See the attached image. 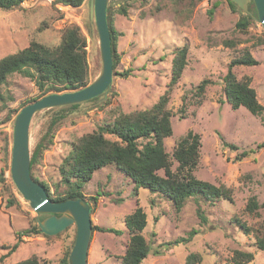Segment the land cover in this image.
Returning <instances> with one entry per match:
<instances>
[{"label": "rangeland", "instance_id": "1", "mask_svg": "<svg viewBox=\"0 0 264 264\" xmlns=\"http://www.w3.org/2000/svg\"><path fill=\"white\" fill-rule=\"evenodd\" d=\"M214 1H218V5L209 17L206 9ZM117 2L108 0V5L115 9ZM90 3L91 0H84L80 6L72 7L52 5L48 0H25L16 8L0 9V58L26 47L32 40L57 46L66 28L78 26L85 39L87 81L90 83L101 68L99 39L90 18ZM251 15L253 21L241 31L235 28L239 14L231 11L227 0H133L127 6V15L112 12L113 26L120 32L116 43L120 59L113 69L112 84L106 96L101 94L80 105L43 109L33 115L29 129L31 153L46 133L51 119L59 121L52 142L42 150L32 174L46 184L51 193L55 187L58 192H64L69 185L60 181L58 168L72 142L94 131L98 125L111 122L120 112L151 107L166 88L174 50L184 44L189 47L187 65L167 103L172 112V134L164 139L165 149L171 153L177 140L188 130L199 133L202 144L194 174L231 188L233 201L208 202L189 197L177 212L166 197L137 186L114 164L103 166L94 171L89 180L74 179L71 183L81 186L83 198L90 203L92 225L119 231L115 234L92 229L88 264H121L129 236L124 219L137 204L147 216L143 235L152 250L140 264H187L186 256L193 252L202 256L195 264H228L237 248L251 251L254 264H264V252L257 248L254 234L243 233L233 220L238 216L255 228L263 224L264 206L255 215L244 212V207L252 195L259 203L264 202V145L261 146L264 122L243 106L233 109L222 90L227 64L247 48L258 64L235 66L234 72L238 78L250 76V85L264 105V43L258 41L264 39V28L256 14L251 12ZM224 40H231L233 46L226 45ZM98 62L99 69L95 67ZM126 69L130 70L127 77L119 74ZM204 78L214 82L206 87L203 102L195 105L191 87ZM186 90L188 102L185 116L181 117L178 109ZM0 94L3 95L0 99L1 259L8 251L6 247L16 241V231L29 227L36 216L13 184L9 168L13 119L23 104L38 99L41 92L31 79L13 73L0 86ZM13 109L18 112L6 120ZM220 135L238 149L222 146ZM106 137L115 139L109 134ZM244 150L249 151L248 155L236 159ZM159 173L162 174V170ZM94 196L97 199L93 201ZM198 209L207 218L206 223L199 219ZM192 228L197 233L189 242L165 245L185 236ZM75 234L76 225L71 224L60 234L49 237L42 234L23 236L17 249L2 258L0 264H14L32 255L49 264H60ZM156 249L159 253H153Z\"/></svg>", "mask_w": 264, "mask_h": 264}, {"label": "trees", "instance_id": "2", "mask_svg": "<svg viewBox=\"0 0 264 264\" xmlns=\"http://www.w3.org/2000/svg\"><path fill=\"white\" fill-rule=\"evenodd\" d=\"M23 1L25 0H0V9L9 10L16 8ZM131 1L133 0H118L115 9H111L109 5L107 6V22L111 33L113 69H115L120 59V55L116 49L120 32L113 26L112 12L114 14L127 15V6ZM83 2L84 0H51L52 5L62 4L63 6L69 5L72 7H78ZM227 2L231 11L239 14L235 22V28L241 31L245 30L253 21L251 12L256 14L253 3L248 5V11L245 12L231 0H227ZM217 5L218 1H214L206 9L209 17L212 16L213 10ZM258 41L264 43V39H258ZM223 43L233 46L231 40H224ZM188 50L187 44L174 50L171 60L170 77L166 88L151 107L130 112H120L111 122L98 125L94 131L84 134L75 142H72L70 151L62 159L58 168L60 181L69 185V188L64 192H58L55 187L53 193H51L48 186L32 174V168L38 162L42 150L52 142V134L59 120L57 118L51 119L46 133L31 153L30 171L31 176L45 187L49 197L53 201L83 197L80 190L81 186L79 184L71 185L72 181L74 179L87 181L91 178L94 171L109 164H114L128 175L137 186L157 192L166 197L177 212L181 210L186 199L189 197H199L208 202H213L217 199L233 201L231 188L226 187L224 184H214L200 179L194 174L199 164L200 147L202 144L199 133L188 130L177 140L171 153L165 149L164 139L172 134L170 120L172 112L167 107V103L174 86L178 83L187 65ZM96 59H99V53H97ZM257 64L258 60L252 56L247 48H244L242 54L234 56L227 64L226 73L222 77V90L225 100L233 109L243 106L264 122V105L258 101L256 91L250 85V76L243 75L241 78H238L234 72L235 66H252ZM99 66V62L95 64V67L98 69ZM129 71V69H126L119 74L127 77ZM13 73H18L31 79L41 92L38 98L48 93L77 90L89 84V81H87L85 39L80 28L78 26L66 28L57 46L50 47L37 40H32L26 47L1 57L0 86L6 81L7 76ZM213 82L211 79L204 78L191 87V97L195 105H200L203 102L205 89ZM2 98L3 95L0 94V99ZM186 99L187 90L182 94L181 105L178 109L181 117L185 116V108L188 102ZM34 100L36 99L28 102ZM26 103L23 105H26ZM78 104L80 105L81 103L70 106ZM16 112H18V109L9 111L6 120L10 119L13 116L12 114ZM107 134L114 136L115 139L106 137ZM221 139L222 146L228 147L231 150L238 149L235 144L228 142L222 136ZM263 145L264 141L261 143V146ZM248 153L249 151L244 150L237 154L235 158L239 160L247 156ZM6 154L7 157L10 154L8 146ZM174 163L176 164L174 165ZM160 170H162V174L159 173ZM2 178L3 170L1 169L0 180ZM96 199L97 197L94 196L93 201ZM9 203H12V201L10 200ZM261 206H264V202L259 203L257 198L252 195L247 199L244 212L249 215L258 214V209ZM198 216L201 222H207V218L199 209ZM233 220L243 233L254 234L257 248L264 252V220L263 224H260L258 228L248 225L238 216H234ZM124 223L129 236L125 252L121 257V264H140L152 251L150 242L143 235L147 216L142 206L137 204L125 216ZM92 229L115 234L119 233L114 228H105L97 225H92ZM196 233L197 230L192 228L185 236H181L172 242H166L165 245L187 243ZM36 234L49 237V235L40 232L39 226L35 222L23 230L16 231V241L11 246L6 247L8 251L1 259L17 249L19 243L22 242L23 236ZM72 244L73 240L67 249H65L60 259V264H67V257ZM153 253H159V250L156 249ZM201 257L198 252L189 253L186 256V263L195 264L201 260ZM253 260L254 254L251 251L237 248L233 250L228 264H254ZM14 264H49V262L32 255Z\"/></svg>", "mask_w": 264, "mask_h": 264}, {"label": "water", "instance_id": "3", "mask_svg": "<svg viewBox=\"0 0 264 264\" xmlns=\"http://www.w3.org/2000/svg\"><path fill=\"white\" fill-rule=\"evenodd\" d=\"M243 11L253 3L256 19L264 28V0H231ZM108 0H91L90 18L93 19L99 39L101 68L99 74L86 86L66 92H53L21 107L12 125V146L9 173L11 180L22 197L35 211L34 222L45 235H56L71 224L76 225L73 245L67 264H88V247L92 232L91 205L83 197L53 201L45 187L35 181L30 171V123L40 110L72 105L88 101L101 94L106 96L112 84L111 33L107 22ZM44 214L42 218L40 215Z\"/></svg>", "mask_w": 264, "mask_h": 264}, {"label": "built area", "instance_id": "4", "mask_svg": "<svg viewBox=\"0 0 264 264\" xmlns=\"http://www.w3.org/2000/svg\"><path fill=\"white\" fill-rule=\"evenodd\" d=\"M49 2H51V0H48Z\"/></svg>", "mask_w": 264, "mask_h": 264}]
</instances>
